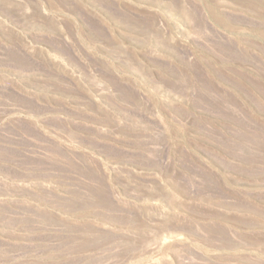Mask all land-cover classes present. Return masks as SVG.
Masks as SVG:
<instances>
[{"label": "rangeland", "instance_id": "obj_1", "mask_svg": "<svg viewBox=\"0 0 264 264\" xmlns=\"http://www.w3.org/2000/svg\"><path fill=\"white\" fill-rule=\"evenodd\" d=\"M0 264H264V0H0Z\"/></svg>", "mask_w": 264, "mask_h": 264}]
</instances>
